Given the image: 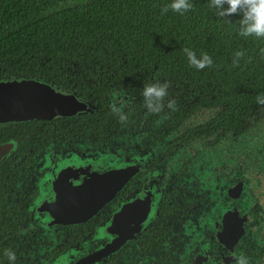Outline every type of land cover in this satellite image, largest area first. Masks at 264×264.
<instances>
[{
  "label": "flooded vegetation",
  "instance_id": "flooded-vegetation-1",
  "mask_svg": "<svg viewBox=\"0 0 264 264\" xmlns=\"http://www.w3.org/2000/svg\"><path fill=\"white\" fill-rule=\"evenodd\" d=\"M104 53L16 50L0 67V80L88 106L0 124V146H13L0 161V264L9 250L14 264H264V69L226 82L232 60L196 69ZM151 83L168 85L156 113L142 96Z\"/></svg>",
  "mask_w": 264,
  "mask_h": 264
},
{
  "label": "trees",
  "instance_id": "trees-1",
  "mask_svg": "<svg viewBox=\"0 0 264 264\" xmlns=\"http://www.w3.org/2000/svg\"><path fill=\"white\" fill-rule=\"evenodd\" d=\"M190 2L183 14L171 9L162 14L169 0H0V67L12 65L9 53L16 50L97 61L108 57L107 49L117 52V60L125 52L129 58L180 62L187 59L183 50L196 44L198 56L205 52L215 60H232L221 74L226 82L252 81L257 73L251 68L264 69V39L239 36V15L221 18L209 0ZM31 45L37 48H26ZM237 51L244 53L238 59ZM10 76L17 73L3 78Z\"/></svg>",
  "mask_w": 264,
  "mask_h": 264
},
{
  "label": "clouds",
  "instance_id": "clouds-1",
  "mask_svg": "<svg viewBox=\"0 0 264 264\" xmlns=\"http://www.w3.org/2000/svg\"><path fill=\"white\" fill-rule=\"evenodd\" d=\"M209 7L214 9L215 14L221 18H227L232 15H239V27L237 34L241 37H254L264 39V0H209ZM192 8L190 0H169L166 7L161 9L162 14L171 9L173 12L183 14ZM184 53L188 63L196 69H204L212 64V58L205 52L199 56L191 49L185 48ZM264 53V49H261ZM242 51L235 52V57L238 59L243 56ZM234 60L233 63H236ZM167 83H151L147 84L142 89L144 104L148 111L156 113L160 112L163 106V101L167 96ZM256 103L264 105V94L256 97ZM168 106H172V102H168ZM120 119L125 117L120 115ZM7 258L10 264H14L16 254L13 251L7 252ZM236 264H248L245 257H238Z\"/></svg>",
  "mask_w": 264,
  "mask_h": 264
},
{
  "label": "water",
  "instance_id": "water-1",
  "mask_svg": "<svg viewBox=\"0 0 264 264\" xmlns=\"http://www.w3.org/2000/svg\"><path fill=\"white\" fill-rule=\"evenodd\" d=\"M88 110L87 104L59 88L21 78L0 80V124L66 117ZM13 149L0 146V161Z\"/></svg>",
  "mask_w": 264,
  "mask_h": 264
}]
</instances>
